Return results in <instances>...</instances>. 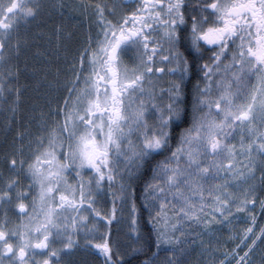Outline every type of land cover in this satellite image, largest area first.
I'll list each match as a JSON object with an SVG mask.
<instances>
[{"label": "snow or ice", "instance_id": "6c2138e0", "mask_svg": "<svg viewBox=\"0 0 264 264\" xmlns=\"http://www.w3.org/2000/svg\"><path fill=\"white\" fill-rule=\"evenodd\" d=\"M42 7L0 0V100L13 116L23 93L8 53L19 56L26 42L18 29ZM54 7L61 15L74 11L63 0ZM79 7L91 10L96 34L64 67L42 71L45 87L62 93L45 94L38 132L27 145L18 133L20 146L4 157L0 264H62L81 250L103 264H130L111 225L116 200H132L140 246L130 252L143 251L133 183L146 172L144 208L156 251L145 264H158L162 245L171 253L167 264H182L185 246L210 249L204 237L218 231L214 225L231 226L243 212L251 226L220 264H264V227L255 230L249 211L257 204L264 211L257 197V181L264 191V0H81ZM55 35L67 52L73 32L61 24ZM160 64H175L169 71L179 82L157 91ZM186 78L195 79L190 104ZM116 186L111 210L98 209Z\"/></svg>", "mask_w": 264, "mask_h": 264}, {"label": "rangeland", "instance_id": "374dc122", "mask_svg": "<svg viewBox=\"0 0 264 264\" xmlns=\"http://www.w3.org/2000/svg\"><path fill=\"white\" fill-rule=\"evenodd\" d=\"M91 10H89L88 12V21L85 19L84 20V25H86V22L89 25L88 28V35L91 34L92 36H95L96 34V25H95V17L90 15ZM75 21L71 20L68 23L69 24H65L64 26L66 27V29H70L71 31H73V35L75 36V33L77 31V26L76 23L73 24ZM29 23V22H28ZM24 24V23H23ZM90 25H94L92 27L93 29V33L89 30H91ZM24 26V25H23ZM23 26H21V28H23ZM53 27V30L49 33L51 34L54 30H55V26L49 25V29ZM28 28V27H25ZM54 37L56 38L55 35V31H54ZM43 42L44 45L48 44L49 48H50V54L52 55H57L60 54L59 50H61L62 48L58 47L57 44V40L56 39H52V36H48L43 38ZM50 40V43H49ZM66 41H68L67 38H65L64 43L67 45L68 47V51L65 52V56L61 57V56H51V58L46 57L44 59L45 61V65L46 67L49 64H55L59 67H64L65 64V59H71L77 52V43L76 45H74V47L72 48V45L69 43H66ZM24 49V44H22V49ZM21 54L22 53L21 51ZM22 73H20L21 76ZM33 74V73H32ZM36 76V74H33L31 79H33ZM24 77H23V81H24ZM22 81V82H23ZM19 85L21 86V90H22V97H21V102L19 104V106L17 107V109L19 110V117H18V127L22 128L23 126L26 127L25 132H18V133H23L24 134V140L23 143L24 145L28 144L29 138L35 136V134L38 132L39 129V109L42 107L43 102H44V97L46 94V90L49 91V88H46L45 86H43V81L40 80V82L37 85H32L31 83H27V84H21L20 83V77H19V81H18ZM44 89H46L44 91ZM38 93L39 96V100L35 101L34 98H32V94L33 93ZM49 95V92H48ZM37 104H40L37 105ZM40 107V108H39ZM2 111V109H1ZM16 114V113H15ZM23 114V116H21ZM16 115H14L13 117H15ZM25 121V122H24ZM9 127V125L7 124L6 129ZM17 133V134H18ZM17 134H14L11 130L7 131L6 133V138H10L13 135H15L14 139L10 142L9 147H13V146H19L17 140L20 141L19 137ZM21 143V141H20ZM9 151V153L12 152V148L7 149ZM8 153V154H9ZM22 178H24L22 176ZM134 185V183H133ZM116 189L113 188L111 190L108 191V195H106L105 197H103L102 199L99 200V202L97 203L96 207L98 209H101L103 211V206L105 203H108L112 200L111 199V192L112 190ZM118 192H119V187H118ZM131 204H132V200L130 199H125L123 202L121 201L119 210L117 212V219L113 221L112 225L115 224V230H114V240L113 243L115 245V247H117L120 251V254L125 256L126 253H128L130 251V245L131 246H135V240L133 239V236L136 235V233H134L132 231V219H133V214L131 212ZM257 206L255 207H250L249 211L251 212L252 215H254L257 219ZM259 210L260 207H259ZM109 210H107L106 212H108ZM11 215V213H10ZM248 217V212H244V213H234V216L231 218L233 220L231 226H228L227 224H221V225H214L215 228L218 229V231H216L215 233L212 234L211 237L209 236H205L204 240L207 241H211V248L206 250L204 248H201L198 244H193L191 246H185V252L184 254L181 256V262L182 264H220V261L225 259V253H231L232 250L235 248V246L240 243V238L243 236V232L244 229H246L247 227L251 226V223L246 226L245 228H242V225H240L241 223V219H246ZM136 219V216H135ZM137 221V220H136ZM111 225V226H112ZM260 227H264V211H262V215L261 217L257 220L256 223V227L255 230L258 231V229ZM105 228L103 226V223L101 222V231H104ZM138 233L140 235V232L138 230ZM81 243H83L81 241ZM230 246H232V248L230 249ZM57 247H59V245H57ZM161 247H168V246H161ZM242 254V252H241ZM171 256L168 255L164 258H162L158 264H164L165 261H167V259ZM102 260L103 257L101 256ZM229 259H231V256H229ZM225 264H228L227 261H225ZM234 264V261H233Z\"/></svg>", "mask_w": 264, "mask_h": 264}, {"label": "trees", "instance_id": "16d2710c", "mask_svg": "<svg viewBox=\"0 0 264 264\" xmlns=\"http://www.w3.org/2000/svg\"><path fill=\"white\" fill-rule=\"evenodd\" d=\"M44 5H45V0H42V6ZM49 25H50L49 24V11L42 8L39 17L35 19L34 22L32 21L27 24H24L23 28L21 29V40L26 42V43H23L24 49L21 50L22 53H24V54H21L22 62L20 61V63L18 64L17 62L18 58L14 52L10 51L8 53V55L11 58V61L17 64V66L20 69V73H22L20 76L21 84L31 83L33 86L37 85L40 82V80L43 81L42 71L46 68L44 59L46 57L51 58V56H54V57L65 56L66 51L63 48L59 50L60 54L52 55L49 53L50 48L48 44L44 45L43 38L47 37L48 34L49 36H52V39H55L53 33L51 34L49 33V30L50 32L53 30V27L49 29ZM93 26L94 25H90L92 33H93V29H92ZM25 27H28V28H25ZM88 28H89L88 23H86V31H83V29L77 26V31L75 33V36L73 35L72 39L66 41V43L71 44L72 48L77 43V47H78L77 49H79L83 45L86 37L88 36ZM49 43H50V40H49ZM34 70H35V73H34ZM32 73L36 74V76L33 79H31L33 75ZM23 77L25 79L24 81H23ZM50 78L51 77H49V79ZM43 86H45L44 82H43ZM45 90L46 89H44V91ZM48 92H49V96L60 95L62 93V89L60 90V92H57V93H52L50 89L49 91L46 90L47 95H48ZM32 98H34L35 101H38L39 100L38 93L34 92L32 94ZM191 98H192V91L191 92L189 91L187 95V100L189 104L191 103ZM12 99H13L12 97H9V103H11ZM37 105L40 106V104H37ZM44 105H45V99H44L42 107ZM8 108H9V104H6L5 106L6 111L4 114L0 116L1 118L4 119V122H5V130H4V133H2L5 141L7 139L6 133H5L6 130L10 129L13 132L15 131L17 132L19 130L21 131L26 130V127L24 126L22 128H18L17 127L18 124L15 123L19 117V114H18L19 110L17 109L16 114H15L16 116L13 117V114L10 111H8ZM21 116H23V114ZM7 124L9 125V127L6 129ZM1 125L3 126L2 123ZM3 127H0V129H2ZM182 127H187V124L185 123L184 125H182ZM172 143L174 146L176 141L174 140ZM165 155H167V153H165ZM163 158H164L163 156H156L155 160H161ZM0 174H1V170H0ZM150 177H151V173L146 172L145 175L140 180L135 181L133 185V188L135 189V195L133 199L135 202V207L137 209V212H136L137 228L140 232L141 245H143V251L136 255L131 254L130 251L126 253L124 258L126 260H129L130 264H145V261H151L152 254L153 252L156 251L155 232L153 230L152 224L149 223V214L144 208L143 187H144V182L150 179ZM112 191L118 192V186H116V189ZM260 197H261L260 199H263L264 191L261 192ZM119 202H120V199H117L116 203H119ZM250 223H251V220L248 219L247 217L246 219H241L240 225H242V228H245ZM114 230H115V224L111 226L112 241L114 240V235H113ZM135 246H140V245H137L135 243ZM163 249L164 247H162V250L159 253V261L162 258L171 254L170 252H166ZM62 264H103V260L99 254H89L81 250V251H77L72 256H64ZM164 264H167V261H165Z\"/></svg>", "mask_w": 264, "mask_h": 264}, {"label": "flooded vegetation", "instance_id": "af4514ba", "mask_svg": "<svg viewBox=\"0 0 264 264\" xmlns=\"http://www.w3.org/2000/svg\"><path fill=\"white\" fill-rule=\"evenodd\" d=\"M3 2L6 3L7 0H3ZM58 2H59V0H47L48 6H49V24L50 25H54L55 27H57L58 25H61V24L67 25V24H69L68 23L69 21L75 19L73 24L76 23V25L79 28L84 27L85 16H88V13H84V10L79 7L81 0H63V3L65 5H67L68 8L74 9V11L64 10L63 15H61L59 9L54 7V5H56ZM92 2L93 3L103 2V0H92ZM109 2H110V0H109ZM181 50L183 51V49H181ZM185 54H187V53H185ZM207 55H210V53H208ZM158 66L163 67L165 69L164 73H160V74H158L157 77H154L155 83H157V85L160 87V89H168L173 85V83L179 82V76L176 74H173L172 72L169 71V69H175L176 68L175 64H171V65L160 64ZM194 83H195V79H193V78H186L185 81L183 82L184 90H185L187 95H188L189 91L191 92L193 90ZM166 100H167V96H166ZM1 123H2V120L0 118V127H2ZM2 133H3V131H2V129H0V170H1L2 175L7 176L9 174V171H8L7 166L4 164V157L6 154L9 153V151L7 149H9V148L13 149L14 147H19L20 141L15 139L19 146L9 147L8 144H10V142L14 139L15 135H13L12 138L7 142V141H5ZM20 180H21L22 184L28 183V181L25 180V178H22V176L20 177ZM258 184H259V181H258ZM261 192L262 191L258 186L257 187L258 199L261 198L260 197ZM118 205L119 204L116 203L117 211L119 210ZM111 208L112 207H109L108 205L105 204L103 206V210H104L103 212H105L108 209L110 211ZM11 215L15 219V215L13 213H11Z\"/></svg>", "mask_w": 264, "mask_h": 264}]
</instances>
